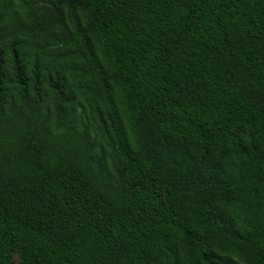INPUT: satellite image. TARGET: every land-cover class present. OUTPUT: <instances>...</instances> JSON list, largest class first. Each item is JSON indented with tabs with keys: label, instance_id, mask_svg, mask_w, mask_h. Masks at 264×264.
Listing matches in <instances>:
<instances>
[{
	"label": "trees",
	"instance_id": "trees-1",
	"mask_svg": "<svg viewBox=\"0 0 264 264\" xmlns=\"http://www.w3.org/2000/svg\"><path fill=\"white\" fill-rule=\"evenodd\" d=\"M0 264H264V0H0Z\"/></svg>",
	"mask_w": 264,
	"mask_h": 264
},
{
	"label": "rangeland",
	"instance_id": "rangeland-1",
	"mask_svg": "<svg viewBox=\"0 0 264 264\" xmlns=\"http://www.w3.org/2000/svg\"><path fill=\"white\" fill-rule=\"evenodd\" d=\"M15 262L16 263H20L19 258H18V255L16 256Z\"/></svg>",
	"mask_w": 264,
	"mask_h": 264
}]
</instances>
